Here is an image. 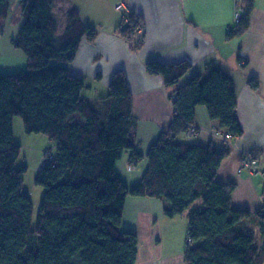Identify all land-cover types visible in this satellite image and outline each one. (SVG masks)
Segmentation results:
<instances>
[{
	"label": "trees",
	"instance_id": "trees-1",
	"mask_svg": "<svg viewBox=\"0 0 264 264\" xmlns=\"http://www.w3.org/2000/svg\"><path fill=\"white\" fill-rule=\"evenodd\" d=\"M20 1L25 20L13 43L28 56L29 66L0 75V264H135L138 236L121 225L129 195L163 200L169 217L187 213L186 264H263L258 232L244 224L257 218L264 237V208L234 207L235 183L217 180L228 145L215 149L180 137L195 122L198 105L207 107L216 131L230 132L232 139L243 133L231 76L214 67L179 84L188 61L147 62L150 73L163 77L175 112L148 150L142 179L128 187L117 174V160L127 149L131 163L143 154L125 71L114 72L106 96L84 97L83 79L51 61L72 62L83 38L93 39L97 29L85 24L73 6L58 33L53 0ZM241 5L244 12L228 38L249 28L255 0H241ZM9 10L10 0H0V21ZM139 27L142 16L131 13L115 32L138 48ZM249 83L260 87L255 78ZM15 116L22 117L27 133H43L54 143V151L49 150L54 160L44 159L36 177L45 193L35 223L32 200L22 191L26 167L16 166L21 146L14 141Z\"/></svg>",
	"mask_w": 264,
	"mask_h": 264
},
{
	"label": "crops",
	"instance_id": "crops-1",
	"mask_svg": "<svg viewBox=\"0 0 264 264\" xmlns=\"http://www.w3.org/2000/svg\"><path fill=\"white\" fill-rule=\"evenodd\" d=\"M72 1L81 20L98 32L93 39L84 37L74 60L65 64L71 73L83 79L82 95L89 99L106 96L110 80L119 69L125 71L133 94L137 144L143 159L131 163V150H125L116 163L121 180L128 187L140 182L148 165V150L174 117V105L164 79L160 74L150 73L147 62L186 60L190 67L179 84L195 75L206 76L214 67L231 76L243 133L228 145L229 154L221 163L217 180L235 183L234 207L250 211L264 208L263 178L248 170L239 171L242 154L249 151L256 152L264 168V0H255L249 28L233 38L227 36L228 27L234 22L237 0ZM121 2H125L132 14L143 18V29L137 34V39L142 38L138 48L115 32L123 20V10L117 8ZM252 78L259 80L258 89L249 83ZM90 91L95 95H88ZM105 92V95H96ZM194 123L200 128L199 133L188 139L184 132L181 138L215 149L225 146L215 134L205 105L196 107ZM200 204L199 201L193 206ZM121 225L123 230L133 231L138 236L135 264H186L187 213L169 217L164 213L163 200L129 195ZM244 227L258 232L256 245L261 248L264 237L259 232L258 219L251 217Z\"/></svg>",
	"mask_w": 264,
	"mask_h": 264
},
{
	"label": "rangeland",
	"instance_id": "rangeland-1",
	"mask_svg": "<svg viewBox=\"0 0 264 264\" xmlns=\"http://www.w3.org/2000/svg\"><path fill=\"white\" fill-rule=\"evenodd\" d=\"M72 0H53V10L59 20L58 33H62L67 21V11L73 7ZM25 16L21 13V1L10 0V10L7 16L0 21V75L12 74L28 69V56L13 43ZM235 28V20L232 24ZM233 28V30H234ZM65 61L53 59L51 65L65 66ZM87 94V91H85ZM96 94V95H105ZM88 95H95L90 91ZM14 141L21 146V152L17 159L18 169L26 167L23 174L22 191L25 192L33 203V222L35 223L45 188L36 183L39 169L42 167L45 155L49 150L54 151L53 141L43 133H27L24 129L23 119L14 117Z\"/></svg>",
	"mask_w": 264,
	"mask_h": 264
},
{
	"label": "built area",
	"instance_id": "built-area-1",
	"mask_svg": "<svg viewBox=\"0 0 264 264\" xmlns=\"http://www.w3.org/2000/svg\"><path fill=\"white\" fill-rule=\"evenodd\" d=\"M117 8L123 10V19L128 20V16L131 14V11L126 7L125 2L119 3L117 5ZM243 12H244V7L241 5V0H237L235 7V16H234V20L236 24L241 19ZM233 28L234 26L231 24L228 27V31L229 32L232 31ZM140 31H142V27H139V32ZM199 131L200 128L195 123H189L185 130V134L188 139H193L199 133ZM215 134L221 140H223L225 145H229L232 141V134L230 132H221L215 130ZM54 158H55V154L50 151L45 155V159L47 160H54ZM243 170H248L252 174L260 175L264 181V168L261 167L259 157L257 156L255 151L244 152L242 154L239 171H243ZM188 241H190L189 238Z\"/></svg>",
	"mask_w": 264,
	"mask_h": 264
}]
</instances>
